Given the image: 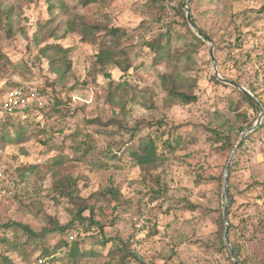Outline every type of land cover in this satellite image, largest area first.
I'll return each mask as SVG.
<instances>
[{
  "label": "rangeland",
  "instance_id": "obj_1",
  "mask_svg": "<svg viewBox=\"0 0 264 264\" xmlns=\"http://www.w3.org/2000/svg\"><path fill=\"white\" fill-rule=\"evenodd\" d=\"M181 1L163 0L162 10L154 0H97L86 6L80 0H0V102L16 85L45 100L31 117L39 122L28 125L0 110L12 138L0 147V224L21 222L45 232L34 241L20 228L8 230L15 244L0 241V264H8L2 256L14 264H118L122 247L134 253L127 264H235L219 234L233 151L214 130L228 134L236 146L241 127L254 124L261 110L214 81L207 41L188 53L190 59L185 54L176 60L178 71L195 82L197 100L166 103L161 74L168 67L155 62L143 38L152 34L149 27L171 23L188 34L176 13ZM190 5L199 25L214 35L220 74L253 88L264 102V0H192ZM78 16L127 33L121 46L132 67L126 73L111 68L115 84L128 85L124 110L123 103L109 98L108 81L96 74L101 38L70 29ZM172 47L183 48L184 40L175 39ZM20 126L26 139H17ZM255 131L236 151L228 183L235 195L233 239L244 258L264 264V125ZM74 135L89 147L85 155L74 149ZM151 136L163 160L146 177L130 152ZM59 160L63 166L56 165ZM53 169L78 180L80 194L92 206L84 215L98 224L86 220L66 232L54 229L55 222L70 223L77 206L58 192L60 174ZM76 239L91 253L74 261L69 254Z\"/></svg>",
  "mask_w": 264,
  "mask_h": 264
},
{
  "label": "trees",
  "instance_id": "obj_2",
  "mask_svg": "<svg viewBox=\"0 0 264 264\" xmlns=\"http://www.w3.org/2000/svg\"><path fill=\"white\" fill-rule=\"evenodd\" d=\"M83 5H89L91 3L96 2L97 0H80ZM192 0H189V8L192 11L191 7ZM154 5L160 6V9L165 10V6L163 4V0H154ZM175 8V7H174ZM176 13L179 16L183 17V23L186 26V31L188 34H185L181 32L176 26L171 24L158 26L155 29H152L149 27V31L152 32L149 36H144L143 38V45L147 47L150 51L154 53L155 62H163L167 65V70L161 74V83L163 88L165 89L166 97L165 101L167 104H191L197 100V95L193 91V87L195 86V82H193L188 77L183 76L178 71V64L176 60H179L182 55L188 54L189 52L193 51L194 49H197L199 46L206 44V39L203 38L197 31H194L188 20L186 12L183 8V2H179L178 6L176 7ZM191 16L197 27H199L203 32L208 34L214 41H215V50H218V45L216 44V40L214 39V35L206 31L204 28H202L196 17L194 16V13L191 12ZM158 23L161 22V19L157 20ZM148 26H146L147 28ZM70 29L73 32L81 33L84 37H90V38H96L100 37V49L97 54V61L100 63L101 68L96 71V74H100L103 76L104 79L108 81V93L109 98L111 101H114V99L117 100L118 103H123V108L121 110L125 109V104L127 103V100L125 102H122L124 98L123 91L126 90L127 84L120 85L115 84V81L113 79L111 68L116 67L119 68L122 72L126 73L129 71L132 67V63L130 62V55L127 51V48L121 46L122 40L125 36H127V33H125L121 27L112 26V27H103L101 24H96L89 22L84 16H78V19H73L70 22ZM183 39L184 40V47L183 48H175L173 49L172 44L175 39ZM188 59H190V55H187ZM222 74V72H221ZM223 77L229 78L222 74ZM213 79L218 84L227 85L229 87H232L236 92H238L241 97L247 101L253 108H255L257 111H259V108L240 90H238L236 87H233L231 85L222 83L215 75L213 76ZM232 80L238 81L236 78H230ZM15 87H22L21 85H16ZM11 89V88H10ZM257 98H259L258 94H256L255 90L253 88H248ZM133 100H135V95H132ZM259 100L263 103L262 99L259 98ZM119 105V104H118ZM151 107V106H150ZM41 110V109H40ZM44 111L41 110V114ZM8 117V115H6ZM37 118H30L28 120H20V122L24 125H28L30 122L38 121ZM3 120L0 119V147L1 142H6L8 140H12L10 134L8 131L5 130V127L1 122ZM119 122L120 119H118ZM163 123V120L159 121V125ZM253 123L248 125V128L251 127ZM263 123L258 128L263 127ZM258 129L256 131H258ZM245 130V127H241V131ZM255 131V132H256ZM216 135H219V139L223 141V145L228 146L230 151H233L235 144L231 142V140L228 137V134H222L220 135L217 133V130H214ZM252 134L246 135L245 139L243 140L241 146L239 147L238 151L241 150L245 145L247 140L250 139ZM25 129L20 126L19 132L17 133V139L22 138L26 139ZM73 139L76 141V144L74 145V149L77 153H81L85 155L89 151V147L85 145L84 140H79L77 135L73 136ZM164 144L166 146H172L171 142L169 140L164 141ZM158 145L156 143V139L154 137H150L147 141H143L139 144L137 149H134L130 152V156L133 158L134 162L141 167L143 172L145 173V176L151 177L152 176V169H156L161 165V162L163 160V156L158 153ZM237 151V152H238ZM77 159H80V157H77ZM58 166H63V162L59 160V162H56ZM233 164L230 166V175L233 171ZM55 176L60 174L55 182L58 189V192L60 195L68 197L72 202H74L77 206V212L74 214V217L70 221V223L65 225H60L58 222H55V228L58 231L66 232L69 228L74 227V225L79 222L80 224H83L86 220L91 221L93 224H98L94 222V220L90 217L87 218V216L84 215V212L88 209L92 210V206H90L86 200L85 197L80 194V189L78 187V180L73 178L69 173L61 174L58 172V170H54L52 172ZM264 187V185H262ZM109 192H111L113 195L116 194L115 189L110 188L108 189ZM263 194L261 197H264V188L262 189ZM228 193L230 195V204L227 208L226 212V219L229 222V240L232 244V248L238 258L239 264H254L248 259L242 256V247L240 244L237 243L235 239H233L232 232L235 229V225L231 220L232 216V205L234 204L235 195L232 192V186L230 182L228 183ZM260 197V198H261ZM0 241L6 242L8 245H14L15 239H11V237L7 234L8 230L11 228L17 229L20 228L24 231V233L28 236L29 239L36 241L42 240L45 236V232H37L33 230L29 225L21 223V222H8L5 224H0ZM101 231L103 232L104 229L102 226H100ZM224 233H225V224H224V217L223 215L220 216V228H219V234H220V241L222 243V247L227 248V244L225 243L224 239ZM108 241V238H104L102 240V243H106ZM44 254L51 255V252L48 251V249H45ZM91 253L87 252V250L81 249V241L76 239L73 241L71 247H70V256L74 261H77L79 258L84 256L85 254ZM94 254V253H93ZM117 254L119 255V261L118 264H127L125 261L129 257H133L134 253L129 251L127 247H122L117 250ZM44 257V256H43ZM2 259L6 261L8 264H14L11 262V260L7 256H2ZM256 264V263H255Z\"/></svg>",
  "mask_w": 264,
  "mask_h": 264
},
{
  "label": "water",
  "instance_id": "obj_3",
  "mask_svg": "<svg viewBox=\"0 0 264 264\" xmlns=\"http://www.w3.org/2000/svg\"><path fill=\"white\" fill-rule=\"evenodd\" d=\"M188 1L189 0H184V2H183V8L187 12V20H188L191 28L193 30L197 31L209 43V46H210V56H211V60H212V63H213V68H214L215 76L220 81H222L224 83H227V84H230V85L236 87L237 89H239L240 91H242L261 110V113H260L258 119L256 120V122L253 124V126H251L250 128L244 130V132H243V134L241 136V139L239 140V142L237 143V145L235 146V148H234V150L232 152V155L230 157V160H229L228 165H227V168H226V172H225V183H224V190H225V193H226V200H227L226 205H225V208H224V216L226 217V211H227V207H228L229 200H230L229 193H228V188H227L230 165L232 163V160H233V158L235 156L236 151L241 146V144H242L243 140L245 139L246 135L248 133H250V132L255 131L261 125L262 119L264 117V105L242 83H240L238 81H235V80H232V79L225 78V77H223L220 74L219 69H218V65H217V59H216L215 52H214V41H213V39L208 34H206L200 28H198L197 25L195 24V22L193 21L192 16H191V10H190V8H189V6L187 4ZM225 224H226V230H225V234H224L225 241H226V243L228 245V248L230 250V253L232 255V258L234 259V263L235 264H239L238 263V260H237V257H236V254H235V252H234V250L232 248V245L230 243V240H229V235H228L229 222L227 221V219L225 221Z\"/></svg>",
  "mask_w": 264,
  "mask_h": 264
},
{
  "label": "built area",
  "instance_id": "obj_4",
  "mask_svg": "<svg viewBox=\"0 0 264 264\" xmlns=\"http://www.w3.org/2000/svg\"><path fill=\"white\" fill-rule=\"evenodd\" d=\"M44 106L45 100L42 96L23 87L8 89L0 102V110L2 112L11 118L22 121L30 119L36 109Z\"/></svg>",
  "mask_w": 264,
  "mask_h": 264
}]
</instances>
